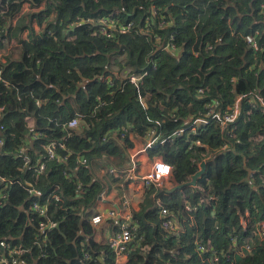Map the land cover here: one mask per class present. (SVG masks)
<instances>
[{"label":"trees","instance_id":"trees-1","mask_svg":"<svg viewBox=\"0 0 264 264\" xmlns=\"http://www.w3.org/2000/svg\"><path fill=\"white\" fill-rule=\"evenodd\" d=\"M105 18L132 27L102 36L97 24ZM257 31L264 46V0H0V176L8 181L0 185L7 194L0 240L23 250L25 264H118L105 240L114 221H91L109 188L96 165L123 170L131 136L146 145L159 122L161 139L172 137L205 104L227 110L240 99L231 134L215 125L199 137L187 129L147 150L172 167L174 188L191 182L203 162L206 171L195 186L169 193L153 185L136 199L139 240L125 264H264V241L248 257L234 255L231 243L242 230L238 212L252 225L264 220V51L246 42ZM118 63L132 68L129 76L147 73L140 93L114 72ZM76 117L80 127L66 130ZM63 139L67 160L46 162L38 175L45 146ZM82 157L89 164L79 167ZM52 192L63 199L49 212L58 225L41 231L47 218L31 206ZM162 208L174 230L162 228Z\"/></svg>","mask_w":264,"mask_h":264},{"label":"built area","instance_id":"built-area-1","mask_svg":"<svg viewBox=\"0 0 264 264\" xmlns=\"http://www.w3.org/2000/svg\"><path fill=\"white\" fill-rule=\"evenodd\" d=\"M155 13L156 10H154ZM98 27H100V35L112 38L115 36L117 32L123 34L129 32L132 25L123 26L119 24V21L112 18H105L98 22ZM247 44L252 47L254 50L264 51V46L260 44L259 32L257 31L254 35H249L246 37ZM173 49H175L174 45H171ZM1 75V72H0ZM147 75L144 73L142 75H128V79L130 83L139 89V93L141 92V86L143 84V79ZM126 77V78H127ZM110 85H113L112 80H109ZM203 93V91H200ZM144 97L139 96V101L144 103ZM39 104V103H38ZM258 105L264 111V100L258 96ZM240 113V99H238L234 106H230L227 110L219 103L212 102L209 104H205L204 108L200 110L196 115L192 116L190 126L187 129H190L192 134L196 137L200 136V131L203 128H208L211 126L219 127L223 133L227 132V135L231 134L230 126L236 122ZM80 118L76 117L69 121L65 126L66 130L78 129L80 127ZM162 127L161 123H155V126L150 129L148 132V136L150 137L148 143L144 145L142 143L141 150L135 154H139V152H147L148 149L153 148L157 142L160 144H164L166 142H172V137H179L184 134L187 129H181L174 133L172 137L161 139L159 129ZM5 129L3 126H0V132H3ZM33 139L37 138V135L32 134ZM134 142L137 141L130 137ZM2 141L0 140V144ZM196 144H200V141H197ZM225 148V146H224ZM135 149V145L133 150ZM44 155L46 161H41L35 169V172L38 175L44 173L46 169V162H58L63 163L67 160L68 156L64 157L60 154L61 151L67 152L68 143L66 140L52 141L48 145L45 146ZM23 153V150L20 152ZM129 154L130 166L129 169H126L123 174L125 175L127 172V176L123 177L124 180L130 185L141 184V189L143 192L145 190H149L153 185H160L165 180H169L172 176V167L164 162L161 158H158L151 162V167L148 171L143 172V169L140 168L139 160L136 158L137 155ZM25 163H28V159L24 158ZM89 162L86 158L82 157L78 160L79 167L87 166ZM77 170V169H76ZM110 175L116 174V169L111 167L108 170ZM8 181L0 176V185L8 184ZM128 195H124L118 204L113 206L111 210L106 213L98 211V213L93 216L91 219L92 224L94 226H99L103 224L105 220L114 221V225L116 227V231L112 232L110 236L106 238V245L115 253L117 262L123 259L127 260L128 249L131 244L135 241L139 240L138 235V222L135 220L132 209L131 197L135 195L138 191L133 188ZM6 188H4L0 192V207L3 205L4 201L7 200V194L4 192ZM78 190H82L81 186L78 187ZM27 191L30 195L41 196L38 189L32 186H28ZM135 191V192H134ZM107 194V190L105 189L100 194V202L105 200L104 195ZM62 197L52 192L45 202H41L39 200L34 201L31 206V210L38 214L41 217L47 218V222L41 223L40 230L48 231L53 230L57 227L58 223L49 216V212L52 204L62 202ZM61 209L64 210L63 207ZM187 210L191 212V208L188 206ZM239 216L240 213L238 212ZM170 212L168 209L162 208L161 210V218H162V228L165 230H174V223L171 219H169ZM246 217L248 221L244 222L243 219L241 221L242 230H235L231 236V243L234 255H239L240 257H248L253 253L254 250L259 247V245L264 241V220L259 221L258 223L253 225L251 224L250 215L247 213ZM115 229V228H114ZM242 231V232H241ZM245 236H243V234ZM247 235V236H246ZM206 251V247L203 243L200 242L198 245V252L203 253ZM216 253V252H215ZM23 254V250H19L12 246L11 243L6 240H0V264H25L20 259V256ZM228 257V255H227ZM217 261V258L215 259ZM120 264V263H118Z\"/></svg>","mask_w":264,"mask_h":264},{"label":"rangeland","instance_id":"rangeland-1","mask_svg":"<svg viewBox=\"0 0 264 264\" xmlns=\"http://www.w3.org/2000/svg\"><path fill=\"white\" fill-rule=\"evenodd\" d=\"M28 10V7H25L24 8V11H27ZM12 44L13 45H11V52H12V54H13V56L15 57V58H18L19 57V51H18V48L16 47V45H15V42H12ZM2 53H4L5 54V51L4 52H2ZM118 59V61H119V63H121L122 65H124V67H125V64H126V57H119V58H117ZM119 63L118 64H115V65H113V70H114V72H121V76H123V77H126L128 74H129V72L130 71H132V68H129V67H126V68H124L123 66L121 67L120 65H119ZM121 68H123V69H121ZM141 149H138V150H133V148L132 149H129L128 150V153L129 154H135V153H137L138 151H140ZM143 151V150H142ZM139 152V154H135V155H137L136 156V158H138V160H139V164H140V168L141 169H143V172H146V171H148L149 170V168L146 166V164H147V158H146V161L144 162L143 161V158H142V155H143V152ZM156 159H158V157L157 158H154V159H152L151 160V162H153L154 160H156ZM121 165L123 166V167H125L123 170H117L116 169V174H113V175H110L109 173H108V168H106L105 166H102V165H100V164H97L96 166H97V168H96V170H97V175L106 183V185L107 186H109V188H108V192H107V194H105L104 195V198H105V200L107 199V200H109L108 199V197H109V194L108 193H110L112 190H118V192H119V197L121 196V198L124 196V193L126 194V195H128L129 196V193L128 192H126V191H123V188L120 186V183L121 182H124V179H121V178H123V177H126L127 176V174H128V172L124 175L123 174V172L126 170V169H129V166H130V161H129V157L128 158H126L125 160H122V162H121ZM111 168V167H110ZM121 176H123V177H121ZM115 180H117V182H115ZM110 184V185H109ZM117 185V186H116ZM122 186H125V185H122ZM156 187H158V188H161V189H168V190H171V189H173L174 187H175V183H174V181L172 180V178H170L169 180H165L163 183H161L160 185H157ZM194 193H195V191H194ZM193 193V194H194ZM102 202H104V201H102ZM99 204H102L101 202L99 203ZM102 205H104L103 206V212L104 213H106L107 214V212H108V209H109V207H110V205H109V203L108 202H104V204H102ZM240 217H241V220L243 219V221L245 222H247L248 221V218L246 217V215H244V216H242V214H240ZM98 238H99V236H97ZM97 238V239H98ZM103 239V238H102ZM120 261H122V260H120ZM127 262V261H126ZM118 263H120V262H118Z\"/></svg>","mask_w":264,"mask_h":264},{"label":"crops","instance_id":"crops-1","mask_svg":"<svg viewBox=\"0 0 264 264\" xmlns=\"http://www.w3.org/2000/svg\"><path fill=\"white\" fill-rule=\"evenodd\" d=\"M13 45V44H12ZM15 45H16V43H15ZM135 150H138V149H140L141 148V145H143L142 143H140V142H138V141H136L135 142ZM128 158V157H127ZM142 158H143V161L145 162L146 161V158H147V164H146V166L148 167V168H150L151 167V159L148 157V154H147V152H144L143 153V155H142ZM121 177H123V176H121ZM121 179H124V178H121ZM126 181L124 180V182H121L120 183V186L122 187V188H125L126 187ZM122 185H125V186H122ZM117 186V185H116ZM141 184H136V185H130V184H128V187H127V189L125 190L126 192H131L132 193V190H134L133 188H135V189H137L138 191L135 193V195L133 196V197H131V202H132V209L133 210H139V205H138V203H137V201H136V199L138 198V197H141L142 196V194H143V190L141 189ZM107 190V192H108V189H106ZM135 192V191H134ZM109 194V197H108V199L109 200H103L104 202H108L109 203V205H110V207H109V209H108V211L109 210H111V208L113 207V206H115L116 204H118L119 202H120V199H121V196L119 197V192H118V190H112L110 193H108ZM124 195H125V193H124ZM135 199V201H133ZM104 202H101L102 204H104ZM100 203V202H99ZM102 204H99L98 205V211H101V212H103V206L104 205H102ZM241 214V213H240ZM244 216V215H243ZM112 234V228H111V226H108L107 227V229H106V238L108 237V236H110ZM99 236V238L97 239V240H100L101 239V236L100 235H98ZM106 238H105V240H106ZM126 259H123L122 261H118V262H120V264H125L126 263ZM117 262V263H118Z\"/></svg>","mask_w":264,"mask_h":264},{"label":"water","instance_id":"water-1","mask_svg":"<svg viewBox=\"0 0 264 264\" xmlns=\"http://www.w3.org/2000/svg\"><path fill=\"white\" fill-rule=\"evenodd\" d=\"M201 169H200V171L199 172H197L193 177H192V179H191V182H189V183H187V184H184V185H179V186H177L176 188H174V189H172L171 191H169V193H172V192H174V191H176V190H178V189H183V188H185V187H187V186H195L196 185V183H197V180L205 173V171H206V163L205 162H203L202 164H201Z\"/></svg>","mask_w":264,"mask_h":264}]
</instances>
